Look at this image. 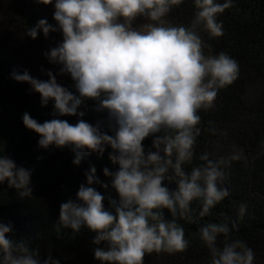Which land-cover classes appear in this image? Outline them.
I'll return each instance as SVG.
<instances>
[{"label":"clouds","instance_id":"obj_1","mask_svg":"<svg viewBox=\"0 0 264 264\" xmlns=\"http://www.w3.org/2000/svg\"><path fill=\"white\" fill-rule=\"evenodd\" d=\"M182 2L35 0L53 5L55 25L42 18L25 35L35 40L38 34L48 38L61 33L62 41L43 53L59 70L47 71V80L27 70L11 73L14 81L39 94L41 106L53 103L50 120L41 123L27 112L22 115L24 127L39 137L38 149L67 148L74 154V166L87 153L108 150L117 166L102 170L105 181L90 166L75 196L60 203L54 226L57 234L68 229L73 237L81 229L92 233L98 264H144L145 255L154 252L187 251L190 241L178 221L192 217L194 204L200 217L210 215L230 196L227 169L232 162L247 160L244 150L233 145L227 156L213 159L205 152L199 156L202 163L193 164L201 135L199 113L214 107L218 91L238 78L239 65L223 52L213 55L200 36L201 30L211 37L223 35L217 16L233 0H192L190 23L169 24L164 17ZM138 18L147 22L136 25ZM57 75H67L74 91L58 83ZM89 100L96 112L106 113L112 134L102 130L101 122L79 118L83 114L78 108ZM65 116L78 119L73 124L59 118ZM208 131L217 133L211 126ZM148 138L151 146L146 150L143 142ZM260 147L264 152V141ZM31 176L32 169L18 166L0 148V184L6 181L21 199L32 198ZM246 210L247 204L241 203L239 217ZM238 228L236 222L231 227L225 222L200 227L208 264H254L253 249L233 238ZM11 231L10 224L0 222V264H60L51 250L41 260L38 248L8 238Z\"/></svg>","mask_w":264,"mask_h":264},{"label":"trees","instance_id":"obj_2","mask_svg":"<svg viewBox=\"0 0 264 264\" xmlns=\"http://www.w3.org/2000/svg\"><path fill=\"white\" fill-rule=\"evenodd\" d=\"M194 11L192 0H183L164 19L171 25L187 26ZM53 12L52 4H37L35 0H0V148L18 166L32 169L33 188L32 198L21 199L6 181L0 184V222L12 226L8 238L24 240L30 247L38 248L41 260L51 250L60 264H98L92 254V233L81 229L73 237L68 229L57 234L54 226L60 203L75 196L79 184L84 182L83 173L90 166H95L102 181L106 180L102 170H115L117 166L109 159L108 150L102 155L87 153L81 164L74 166V154L67 148L38 149L39 137L24 127L22 115L27 112L41 123L50 120L54 118L53 103L41 106L39 94L30 85L11 78L13 71L27 70L40 80L48 79L45 73L49 70L58 73V66L49 64L43 53L62 41L61 33H50L48 38L38 34L35 40L25 35L27 28L42 18L55 25ZM217 20L223 24V35L211 37L201 30V39L211 46L213 55L223 52L233 58L239 65V75L231 85L218 91L212 109L199 113L201 135L193 164L202 163L199 156L205 152L213 159L227 156L233 145L244 150L247 160L232 162L227 169L230 196L210 215L200 217L199 206L194 204L192 217L178 221L190 241L188 250L154 252L145 255L144 264H208L209 253L198 235L200 227L208 222H225L230 227L231 222H236L239 228L233 238L244 240L253 249L254 264H264V152L260 147L264 141V0H233L232 7L219 14ZM145 22L138 18L135 24ZM57 82L74 91L67 75H57ZM78 112L83 114L79 118L92 124L101 122L102 130L112 134L106 113L96 112L93 101L82 102ZM59 118L73 124L78 119ZM210 126L217 129L216 134L208 131ZM143 143L149 149L151 138ZM95 187L104 194L105 190ZM241 203L247 204L242 218L238 215Z\"/></svg>","mask_w":264,"mask_h":264}]
</instances>
